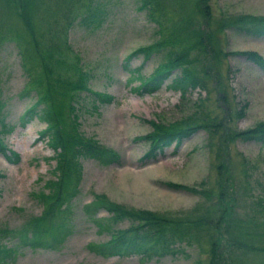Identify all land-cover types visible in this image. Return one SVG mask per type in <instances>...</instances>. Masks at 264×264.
<instances>
[{"label": "rangeland", "instance_id": "1", "mask_svg": "<svg viewBox=\"0 0 264 264\" xmlns=\"http://www.w3.org/2000/svg\"><path fill=\"white\" fill-rule=\"evenodd\" d=\"M72 1L76 0H27L29 28L20 8L0 0V100L5 121L13 125L1 137L19 157L14 160L12 154L9 159L0 152V225L19 227L48 208L54 199L50 182L58 175L57 154L49 138L40 135L46 122L37 115L22 122L37 91L22 65L19 44L33 77H44L39 47L49 46L58 29L65 32L69 59L79 55L83 66L90 69L89 85L113 96L111 101L95 100L94 104L90 93L81 91L75 109L79 129L117 151L120 159L105 163L80 156L79 172H73L71 182L75 183L70 187L76 189L75 195L67 200L66 208L71 233L56 248L20 247L8 264H212L213 247L222 264H264V144L229 136L234 128L251 127L264 119V70L233 52L257 50L264 55V36L224 22L229 16L264 15V0H206L210 19L197 11L196 0L171 1L177 10L170 15L173 19L180 16L182 5L186 13H197L198 22L206 30L213 29L210 37L221 49L208 65L223 72L222 88L210 79L207 88L192 87L185 94L169 86L170 79L151 92L135 88L141 80L131 79L129 68L139 67L149 75L162 56L154 51L149 57L138 52L128 58L139 46L160 38L157 23L138 7L139 0H99L100 25L75 20L67 29ZM87 1L78 0L73 10ZM178 70L173 69L172 75ZM55 104L63 114L70 113L64 98ZM189 114L202 124L195 132L178 145L165 146L156 157L143 158L150 144L140 136L154 130L150 119L169 123ZM168 182L189 189L174 188ZM103 193L128 207L157 211L168 218H193L194 214L208 220L193 226L188 238L178 241L181 251L176 254L148 260L138 254L105 256L91 250L89 243H103L110 234L101 232L84 211L95 194ZM220 197L224 205L232 203L226 220L220 216ZM108 215L103 208L96 212L102 219ZM59 218L55 215L53 222L58 224ZM129 223L126 219L112 226L127 227ZM214 259L216 262L217 257Z\"/></svg>", "mask_w": 264, "mask_h": 264}, {"label": "trees", "instance_id": "2", "mask_svg": "<svg viewBox=\"0 0 264 264\" xmlns=\"http://www.w3.org/2000/svg\"><path fill=\"white\" fill-rule=\"evenodd\" d=\"M6 1L20 8L25 24L32 28L28 11L26 13L27 0ZM171 1L139 0L138 7L144 9L148 18L157 23L156 31L160 34V38L153 43L139 46L129 54L128 58L138 52H144L145 56L149 57L154 51L162 52V56L149 75L141 73L139 67L129 68L133 74L131 79L139 77L141 80L135 88L141 93L151 92L165 80L170 79L169 86L178 88L182 94H185L192 87L207 88L211 79V82L213 81L220 90L223 72L219 68L213 69L208 65L211 64L210 59L215 55L219 56L221 51V49L216 48L215 40L210 37L213 29L206 30L198 22L197 13H186L188 10L183 5L180 16L173 19L170 15L176 9ZM72 2L71 16L65 21L67 29L75 20L85 22L86 25H100L103 19L99 0H88L85 5L81 8L77 7L76 10H73V7L78 0ZM195 5L197 11L205 19H210L211 10L206 0H196ZM225 21L232 27H238V29L245 30L254 36H264V15L242 14L236 17L229 16ZM52 35L49 46L39 47L43 60L42 66L46 72L44 77L40 75L33 77L25 61V50L22 44L19 45L21 46L22 65L30 75L29 82L34 83L33 87L37 91L36 100L24 112L22 122L24 123L36 115L46 122V126L41 130L40 135L49 138L48 142L57 154L56 170L58 175L56 179L50 182L54 186L51 195L54 199L41 214L32 217L19 227L0 225V264H8L16 257L19 248L23 246L56 248L71 233L72 228L68 223L70 215L66 208L68 207L67 200L75 195L76 189L70 187L75 183V181L71 182L73 172L76 174L79 172L80 156L94 157L105 163L117 162L120 159L117 151L101 145L79 129L80 123L75 113L78 96L83 90L90 93L93 102L95 100L111 101L113 96L108 92L95 90L89 85L91 72L90 69L83 66L79 55H76V60L69 59L70 44L65 32L58 29ZM186 42L189 44H185ZM214 50L215 54H212ZM233 52L245 55L264 70V55L259 51L237 50ZM175 68L179 70L172 75V70ZM43 83L46 85L42 88ZM60 97L65 99V104L70 113L63 114V111L55 108V102ZM2 106L3 103L0 100V152L9 159H13L12 154H14V160H17L19 158L18 153L8 147L1 137L5 129L11 130L13 126L5 121ZM239 112L242 113L243 109ZM193 119L190 114L169 123L150 119L154 125V130L140 136L150 144L143 158L156 157L158 153L163 152L165 146L174 142L178 145L185 136L195 132L198 126L202 124L193 121ZM229 136L230 138L252 140L264 144V119L251 127L234 128L232 132H229ZM168 184L174 188L189 189V186L182 183L168 182ZM220 184L224 187L222 179ZM42 195L49 196V194L44 193ZM217 203L221 208L220 216L226 220L230 216L231 211L229 210L230 207L232 208V203L226 202L224 205L221 197ZM65 204L66 206L61 208ZM100 208L110 213L106 218H103L104 220L96 217V212ZM84 211L88 217L95 221L101 232L110 234V237L103 243H89L91 250L105 256L138 254L142 260L153 257L161 258L180 252L181 246L177 244L178 241L181 242L188 238L193 226H200L208 220L207 216L194 214L193 218H189L190 216L187 218L178 217L177 219L168 218L157 211L128 207L112 200L104 193L95 194L94 200L84 205ZM57 214L60 216L58 224L53 222ZM126 219H129L130 222L127 227L116 228L112 226L114 222ZM212 253V264H222L218 258L216 247L212 248ZM215 256L217 257L216 262Z\"/></svg>", "mask_w": 264, "mask_h": 264}]
</instances>
